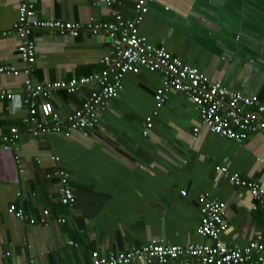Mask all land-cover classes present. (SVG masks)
I'll return each mask as SVG.
<instances>
[{
	"label": "crops",
	"instance_id": "0c3cea01",
	"mask_svg": "<svg viewBox=\"0 0 264 264\" xmlns=\"http://www.w3.org/2000/svg\"><path fill=\"white\" fill-rule=\"evenodd\" d=\"M134 4L118 0L108 9L99 0H35L34 13L39 21L86 26L114 23V14L133 20ZM147 8L138 34L148 43L197 68L209 81L264 104V0H153ZM16 19L17 0H0V68L18 72H0V93L12 95L0 102V145L10 128L21 132L16 152L0 151V264L89 263L93 251L115 255L152 240L182 247L211 243L195 232L202 194L224 204L228 229L222 243L243 247L264 237V204L218 172L227 167L264 191V131L245 143L212 134L193 103L175 90L165 94L154 115L160 75L140 69L123 78L122 91L95 129L69 137H33L21 124L27 113L25 81L40 84L101 73L100 61L111 42L85 29L76 38L33 30L36 61L30 76L17 54V36L2 35ZM90 91H57L50 102L67 117ZM53 156L60 158L59 165ZM57 166L69 174L76 199L72 207L60 201L52 176ZM10 205L27 219L10 215Z\"/></svg>",
	"mask_w": 264,
	"mask_h": 264
},
{
	"label": "built area",
	"instance_id": "2783aa9c",
	"mask_svg": "<svg viewBox=\"0 0 264 264\" xmlns=\"http://www.w3.org/2000/svg\"><path fill=\"white\" fill-rule=\"evenodd\" d=\"M99 1L108 9L118 2ZM151 1L153 0H135L133 20L114 14V23H88L82 26L70 22L39 21L34 13L35 0H17L16 22L10 31L3 32L2 35L15 34L19 39L17 54L25 64V73L28 75L33 72L36 61V46L30 37L33 30L76 38L85 29L93 35L102 33L111 42L109 54L100 61L104 66L101 73L40 84L25 81L23 104L27 113L21 119V124L33 137L50 134L69 137L74 131L85 133L95 129L100 115L122 91L123 78L129 73L137 74L140 69L161 75L162 87L154 96L157 108L154 115L164 104L165 94L175 90L184 94L195 105L200 123L212 134L245 143L252 135L264 131V104L257 97L246 96L225 88L220 82L209 81L195 67L185 64L164 48L148 44L138 34V27L148 11L147 4ZM3 71L13 76L18 75L12 68L1 67L0 72ZM82 87L91 89L82 106L67 117H61L50 102L51 95L57 91L73 94ZM11 99V94L0 93V102ZM152 118L153 115L146 118V130L152 127ZM20 134L18 128H10L8 134L2 136L0 151L16 152L15 145ZM51 160L57 165L60 163L58 156H53ZM218 172L229 184L246 189L252 198L264 204V191L259 183L244 179L238 173L230 172L227 167H219ZM52 176L57 179L62 205L72 207L76 199L69 184L68 172L57 166ZM182 195L185 193L182 192ZM197 203L200 218L195 232L200 237L208 238L211 243L182 247L161 245L152 240L115 255L101 256L93 251L90 262L81 264H264V237H257L243 247H228L220 240L221 235L228 229L224 220V204L211 199L208 194L200 195ZM7 212L18 220L27 219L23 211L15 205H10ZM47 214L48 211L43 212L44 216ZM57 222L65 221L58 219ZM29 223L35 224V220L29 219Z\"/></svg>",
	"mask_w": 264,
	"mask_h": 264
},
{
	"label": "trees",
	"instance_id": "16d2710c",
	"mask_svg": "<svg viewBox=\"0 0 264 264\" xmlns=\"http://www.w3.org/2000/svg\"><path fill=\"white\" fill-rule=\"evenodd\" d=\"M134 6H135V4H134ZM147 14V13H146ZM145 14V15H146ZM135 15V14H134ZM144 15V16H145ZM143 19H144V17H143ZM142 23V22H141ZM148 44H150V43H148ZM150 45H152V44H150ZM153 46V45H152ZM155 47V46H154ZM157 48H161V47H157ZM175 57H177V56H175ZM179 58V57H178ZM197 69V68H196ZM150 72V71H149ZM156 73H158V72H156ZM129 74H131V73H129ZM159 74V73H158ZM128 75V74H127ZM160 75V74H159ZM160 79H161V75H160ZM162 87V79H161V86H160V88ZM81 89V88H80ZM91 92V91H90ZM157 92V91H156ZM76 93V92H75ZM75 93H73V94H75ZM73 94H69V95H73ZM90 94V93H89ZM194 105V104H193ZM195 106V105H194ZM197 109V108H196ZM198 111V110H197ZM199 114V113H198Z\"/></svg>",
	"mask_w": 264,
	"mask_h": 264
},
{
	"label": "bare ground",
	"instance_id": "6f19581e",
	"mask_svg": "<svg viewBox=\"0 0 264 264\" xmlns=\"http://www.w3.org/2000/svg\"><path fill=\"white\" fill-rule=\"evenodd\" d=\"M25 130H27L28 131V129L27 128H24ZM29 132V131H28ZM30 133V132H29ZM31 134V133H30Z\"/></svg>",
	"mask_w": 264,
	"mask_h": 264
}]
</instances>
